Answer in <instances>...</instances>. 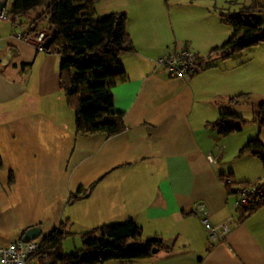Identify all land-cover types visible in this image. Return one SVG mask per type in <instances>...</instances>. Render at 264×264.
Masks as SVG:
<instances>
[{
    "label": "crops",
    "instance_id": "crops-1",
    "mask_svg": "<svg viewBox=\"0 0 264 264\" xmlns=\"http://www.w3.org/2000/svg\"><path fill=\"white\" fill-rule=\"evenodd\" d=\"M11 2L1 9L8 12ZM193 4L188 0V19L181 8L169 12L178 41L141 45L129 34L133 50L115 58L125 81L111 89L124 131L111 138L74 136L73 114L58 89V56L13 36L25 35L34 18L0 21V247L32 227L42 238L64 221L71 233L75 223L87 221L92 229L131 219L141 241L159 239L166 250L104 264H264V206L237 223L234 197L218 178L261 184L262 168L257 159L237 155L244 145L239 140L229 152L243 170L222 163L225 136L207 124L240 94L234 96V77L225 79L229 57L208 56L224 43L223 33L220 41L208 22L203 31ZM181 49L195 54V71L186 80L171 79L154 61ZM97 180L87 199L68 204L78 188ZM198 206L212 226L228 224L222 241L207 240Z\"/></svg>",
    "mask_w": 264,
    "mask_h": 264
},
{
    "label": "trees",
    "instance_id": "trees-1",
    "mask_svg": "<svg viewBox=\"0 0 264 264\" xmlns=\"http://www.w3.org/2000/svg\"><path fill=\"white\" fill-rule=\"evenodd\" d=\"M98 0H12L8 13L12 21L26 17L30 12L41 8V12L28 26L27 33L38 31L45 22L44 40L49 39L45 53L59 58L57 71L58 89L66 107L74 117L75 137L102 135L111 138L124 131L122 113L112 111L111 89L115 83H122L125 77L116 67L115 58L133 50L131 38L126 31L125 15L111 13L93 19L94 6ZM5 0H0L4 3ZM264 0H248L246 6L236 12H219V22L230 29V35L219 47L209 51L208 56L221 53L223 58L238 54L244 49L264 43ZM231 5H235L234 2ZM230 5V6H231ZM55 50L57 53H55ZM244 95L227 100L230 105L240 104ZM243 119L231 113H221L207 127L220 136H228L240 131L239 126L228 124ZM251 123L264 128V105L252 107ZM237 155L257 159L262 167L261 184L264 187V146L258 139L247 141ZM1 168V162H0ZM219 181L229 179L231 187L247 186L248 183H233L230 175L219 176ZM99 180L86 188H78L68 197V204L88 198ZM264 206V201L254 211L237 219L240 223ZM66 222H61L47 236L39 238V248L35 258L39 264H104L108 260H134L152 249H163L159 239L141 241V231L131 219L103 225L84 231L78 235L80 249L66 254L62 243L73 236L65 231Z\"/></svg>",
    "mask_w": 264,
    "mask_h": 264
},
{
    "label": "rangeland",
    "instance_id": "rangeland-1",
    "mask_svg": "<svg viewBox=\"0 0 264 264\" xmlns=\"http://www.w3.org/2000/svg\"><path fill=\"white\" fill-rule=\"evenodd\" d=\"M232 2L235 5H231ZM247 4L248 0H194L193 8L197 13H202L203 18H197L195 14L192 15L195 21L198 22L196 24L205 32H208V23L215 25L216 36L221 41L223 33L225 42L230 35V29L224 25L214 24L213 17L219 12H236L240 7ZM173 8H181L182 12H185V16L182 18L188 19V0H98L94 6L93 19L101 18L111 13H123L126 19V31L128 35L130 34L132 40L134 39L141 45L150 44L156 46L159 43L178 41L173 30L168 26V23H170L169 12L171 14L174 10L175 13H178ZM41 10L39 8L30 12L26 17L21 18V22L25 24L31 21L40 14ZM44 28L45 22H42L38 31H44ZM220 41L218 42L220 43ZM197 42L199 46L203 43L201 38ZM224 62L227 67L226 82L234 77L236 83L235 92L237 93L234 96L238 94L244 95L240 104H233L231 108H226L224 113L230 112L239 116L245 123L240 124L236 120L228 122L230 125L239 126L240 131L225 136L223 141L228 150L225 152V158L222 163L227 167L242 171L243 164L239 163V160L232 158L229 147L236 145V140L245 144L253 139H258L264 146V128L249 122L252 117V107L258 104L264 105V43L231 55ZM161 70L164 71L163 69ZM209 129L211 130V128ZM218 148L221 147L218 146ZM262 176L263 171L259 177L260 179L256 182L262 181ZM86 222L75 223L74 228H76V231H69L71 232L70 234L74 233L75 235L72 234L73 236L63 241L61 248L64 253L70 254L80 249L78 235L83 232L80 231L82 228L89 229L85 227Z\"/></svg>",
    "mask_w": 264,
    "mask_h": 264
},
{
    "label": "built area",
    "instance_id": "built-area-1",
    "mask_svg": "<svg viewBox=\"0 0 264 264\" xmlns=\"http://www.w3.org/2000/svg\"><path fill=\"white\" fill-rule=\"evenodd\" d=\"M262 11L264 12V4ZM12 20V16L0 9V21ZM15 39L24 44L31 45L35 51H43L44 33L36 31L30 34L21 36L20 34L13 35ZM197 59L188 49H181L175 53L157 58L154 62L156 68L163 69L167 76L171 79L186 80L195 71ZM208 163H214L212 157H207ZM224 190L231 185L229 179H224L221 183ZM234 197L232 209L236 214L237 219L241 216H246L248 213L257 209L264 201V187L258 185L235 186L231 187ZM226 193L229 195L230 192ZM200 217L203 230L207 240L210 243L222 241L228 233V224L223 223L217 226H212L207 221V213L202 206H198L195 211ZM232 218L229 221H231ZM40 240L36 239L27 243H22L20 240L7 243L0 247V264H39L35 258V254L39 248Z\"/></svg>",
    "mask_w": 264,
    "mask_h": 264
},
{
    "label": "water",
    "instance_id": "water-1",
    "mask_svg": "<svg viewBox=\"0 0 264 264\" xmlns=\"http://www.w3.org/2000/svg\"><path fill=\"white\" fill-rule=\"evenodd\" d=\"M2 6H3V5L0 6V9L2 8ZM42 47H43V50H45V51L48 49V47H49V39L44 40ZM55 53H57L56 50H55ZM38 238H40V229L37 228V227H32V228L26 230V231L23 233V235H22L20 241H21L22 243H27V242H29V241L36 240V239H38ZM150 252H151V253H156L157 250L152 249Z\"/></svg>",
    "mask_w": 264,
    "mask_h": 264
},
{
    "label": "clouds",
    "instance_id": "clouds-1",
    "mask_svg": "<svg viewBox=\"0 0 264 264\" xmlns=\"http://www.w3.org/2000/svg\"><path fill=\"white\" fill-rule=\"evenodd\" d=\"M39 239V238H38Z\"/></svg>",
    "mask_w": 264,
    "mask_h": 264
}]
</instances>
